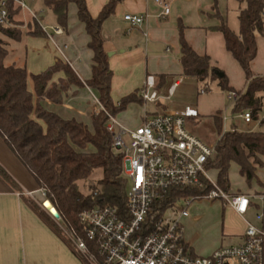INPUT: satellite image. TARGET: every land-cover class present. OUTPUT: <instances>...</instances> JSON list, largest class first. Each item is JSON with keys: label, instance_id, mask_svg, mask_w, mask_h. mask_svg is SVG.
Listing matches in <instances>:
<instances>
[{"label": "crops", "instance_id": "0c3cea01", "mask_svg": "<svg viewBox=\"0 0 264 264\" xmlns=\"http://www.w3.org/2000/svg\"><path fill=\"white\" fill-rule=\"evenodd\" d=\"M167 1L170 12L166 18L159 17L160 9L153 0H123L116 4L114 13L102 24L103 49L108 55V65L112 71V101L117 104L121 99L140 91L149 75L154 77L155 91L161 97L155 104H144L143 101L129 104L124 111L116 115V120L124 128L133 130L141 126L146 111L152 115L173 113L184 117L190 132L214 146L218 136L222 134V115L226 109L228 114L232 107L226 106V93L220 91L218 81L198 82L195 78L183 75L179 42L180 38H183L198 56L209 59L213 70L226 77L232 90L242 91L245 88L244 75L226 51L223 36L216 30L219 25L216 14L224 20L234 35H239V17L247 9V0ZM85 2L90 16L96 18L107 0ZM25 5L30 11L21 9L13 18V22L18 24L17 27L22 32L20 40L13 41L2 36L7 43L6 59L10 57L6 66L26 69L27 88L31 93L33 84L30 76L46 71L56 59L68 64L84 84L91 78L92 52L88 48L89 37L85 27L77 19L76 6L73 3L68 4L67 27L64 30L56 25L51 12L44 8L43 0H25ZM126 13L146 15V21L140 28L129 30L122 20ZM31 14L36 16L40 27H57L62 33L48 34L41 29L45 37L35 38L27 35V26L33 19ZM45 22L48 25H44ZM255 42L256 56L250 63V69L254 75H264V37L256 34ZM62 79L64 74L58 72L52 76L50 84L59 87L58 82ZM206 85L210 91L201 94L200 91L204 90ZM172 88L170 98L164 99ZM212 89L216 94H212ZM188 96H194L195 104H183L184 101H180ZM96 97V92L85 85H70L62 93L59 102L42 99L40 104L60 118L75 120L91 130V116L96 108ZM230 124H235L240 130L236 120H228L224 127L228 128ZM86 150L90 151V148ZM0 166L22 192L18 193L0 177V264H84L64 239L30 205L28 199L31 198L23 195L32 193L34 199L31 200L38 205V186L1 138ZM255 175L264 185V161L261 167L255 165ZM241 179L243 184L234 189L230 188L229 192L248 197L264 192L255 182L247 186L244 178ZM219 204L224 210L225 206L220 202ZM229 212L236 218L237 228L227 237L234 238L237 241L235 244H238L245 230V220L253 221L255 211L253 208L249 209L244 218L239 217L230 208ZM189 217L190 213L181 220V224ZM193 223L195 227L200 224L197 219H194ZM214 224L218 226V219ZM183 239L192 252L199 256H207L224 247L222 236L217 238L216 246L209 248L205 242L200 241L198 233L193 234L192 229L185 231L183 228Z\"/></svg>", "mask_w": 264, "mask_h": 264}, {"label": "trees", "instance_id": "16d2710c", "mask_svg": "<svg viewBox=\"0 0 264 264\" xmlns=\"http://www.w3.org/2000/svg\"><path fill=\"white\" fill-rule=\"evenodd\" d=\"M121 1L107 0L98 16L92 18L85 0H43L44 8L51 12L56 25L64 30L67 27L68 4L76 6L77 19L85 27L89 37L88 48L92 52L91 78L84 84L68 64L56 59L46 71L30 76L34 94L31 93L27 88L26 69L4 65L8 54L7 43L0 38V138L33 178L38 189L44 191L46 200L60 215V223L77 233L81 230L78 222L81 212L96 207H110L122 215L126 206L128 181L122 173V156L112 149V136L106 129L108 118L105 112L116 117L129 104L141 103L142 99L138 91L117 104L112 101V71L101 36L102 24ZM6 9L10 26H0V35L19 41L22 32L13 18L20 9L15 8L12 2H7ZM216 16L219 19L216 30L223 36L226 51L236 61L245 79V88L235 91L240 97L229 115L236 116L249 111L252 118L258 121V129L245 132L238 130L235 124H230L215 144L214 155L208 160L206 169L216 173L215 181L224 191H230L228 174L231 165L237 166L239 176L244 178L247 186L255 182L264 189L255 175V165L261 167L264 161V75H254L250 69V63L256 56L255 35L264 37V0H247V9L239 17V35H234L224 20ZM27 30L29 36L45 37L35 19L28 24ZM179 44L184 76L195 78L198 82L218 81V87L223 93L234 91L228 86L225 76L221 79L216 77L207 57L198 56L183 38H180ZM58 72L64 74V79L58 82L59 87L50 84L52 76ZM70 85H85L95 91L97 101L105 111L96 105L91 116V130L75 120L60 118L40 104L42 99L59 102L62 93ZM204 90L209 92V86L206 85ZM86 148H90V151ZM98 169L101 170V178L96 183H85L88 193L83 194L80 182H86ZM0 177L18 193H22L1 166ZM199 193L198 190L188 188L165 191L151 204L149 216L155 220L176 202ZM28 201L78 255L49 214L33 200Z\"/></svg>", "mask_w": 264, "mask_h": 264}, {"label": "built area", "instance_id": "2783aa9c", "mask_svg": "<svg viewBox=\"0 0 264 264\" xmlns=\"http://www.w3.org/2000/svg\"><path fill=\"white\" fill-rule=\"evenodd\" d=\"M7 2H12L20 10L30 11L25 0H0V26H10ZM153 2L160 9L159 17L166 18L170 12L168 1ZM31 15L37 20L34 14ZM122 20L132 30L145 23L146 15L126 13ZM41 29L47 31L43 26ZM50 29L55 35L62 33L57 27ZM172 92L173 88L164 99L168 100ZM200 93L204 94L205 90ZM140 96L144 104L160 101L153 76L146 77ZM239 97L235 91L227 92L228 106L232 107ZM95 102L104 111L96 98ZM105 114L108 118L106 129L112 136V149L121 154L122 173L128 181L123 214L119 215L110 207L83 211L78 215L81 230L77 233L67 229L60 223L61 218L55 219L46 210L45 202L49 201L43 190L37 191L41 197L38 205L59 226L85 264H264V192L252 197L232 194L210 179L206 165L214 155L215 145L190 132L184 117L173 113L152 115L146 111L141 126L133 130L121 126L116 117ZM238 119L248 131L258 126V121L249 111L230 116L226 109L221 118L222 134L217 142L227 130L224 127L226 122ZM187 188L201 193L176 202L159 218L151 219V204L161 193ZM23 195L34 199L32 193ZM197 200L220 201L241 218L253 208V221L245 220L241 242L220 247L207 256L194 254L184 242L181 220L188 216L191 202Z\"/></svg>", "mask_w": 264, "mask_h": 264}, {"label": "rangeland", "instance_id": "374dc122", "mask_svg": "<svg viewBox=\"0 0 264 264\" xmlns=\"http://www.w3.org/2000/svg\"><path fill=\"white\" fill-rule=\"evenodd\" d=\"M47 15L49 16L50 14H47ZM44 25H48V24L45 22ZM47 33L53 34V31L51 29H47ZM0 38L3 40L1 35H0ZM9 62H10V57L4 61V65L5 66L8 65ZM212 94H216L214 93V89H212ZM176 99H178V97ZM180 101H184L183 104H195L194 96H188L187 98H181ZM262 103H263V110H264V98L262 100ZM228 105L229 103L226 101V106ZM262 116H264V111L262 112ZM236 121L239 124L240 131L249 132L244 127L241 120H236ZM256 129L258 128L256 127ZM208 173H209L210 179L212 180L216 179V173L214 171H209ZM100 178H101V170L99 169L95 170L86 182H80L81 192L86 195L88 191L86 189L87 184L85 183H89V182L96 183ZM228 179H229L231 189H234L243 184V181L241 177L239 176L238 169L235 165H231L229 169ZM36 198L41 201V197L38 194L36 195ZM219 202L220 201H208V200H197V201L191 202L188 208V215L190 213V217L187 220L182 222V225L185 231L192 229L193 234L198 233L200 236V241L205 242V244L209 246V248L214 247L218 244L217 238L219 236H222L224 239L223 241L224 247L233 245L237 242L234 238L227 237V235L234 232V230H236L237 228L236 218L230 214L228 206H225L223 210ZM47 204H50V203L47 202ZM194 219H197L200 222V224L198 223L197 225L198 227H195L194 223L192 224V221H194ZM217 219L219 222L218 226L214 224L215 220ZM186 221L188 222V224H186Z\"/></svg>", "mask_w": 264, "mask_h": 264}, {"label": "water", "instance_id": "95a60500", "mask_svg": "<svg viewBox=\"0 0 264 264\" xmlns=\"http://www.w3.org/2000/svg\"><path fill=\"white\" fill-rule=\"evenodd\" d=\"M214 74L216 75L217 78L221 79L223 77V74L218 72V71H214ZM50 206L52 207V205L50 204ZM46 210L49 211V207H46ZM55 210V209H54ZM50 212V211H49ZM51 213V212H50ZM51 215L55 218V219H59L60 215L58 214V212L55 210V213H51Z\"/></svg>", "mask_w": 264, "mask_h": 264}, {"label": "bare ground", "instance_id": "6f19581e", "mask_svg": "<svg viewBox=\"0 0 264 264\" xmlns=\"http://www.w3.org/2000/svg\"><path fill=\"white\" fill-rule=\"evenodd\" d=\"M45 206H46V207H49V211H50L51 213H55V210L50 206V204H47V202H45Z\"/></svg>", "mask_w": 264, "mask_h": 264}]
</instances>
